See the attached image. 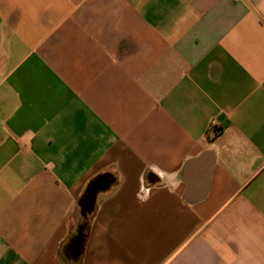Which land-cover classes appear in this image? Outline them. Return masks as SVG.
<instances>
[{
	"label": "crops",
	"instance_id": "obj_1",
	"mask_svg": "<svg viewBox=\"0 0 264 264\" xmlns=\"http://www.w3.org/2000/svg\"><path fill=\"white\" fill-rule=\"evenodd\" d=\"M0 264H264V0H0Z\"/></svg>",
	"mask_w": 264,
	"mask_h": 264
},
{
	"label": "trees",
	"instance_id": "obj_2",
	"mask_svg": "<svg viewBox=\"0 0 264 264\" xmlns=\"http://www.w3.org/2000/svg\"><path fill=\"white\" fill-rule=\"evenodd\" d=\"M87 230L88 228L86 223L81 224L78 227L76 234L71 237V239L65 244L62 252L65 255L68 253L73 254L75 256L80 255L85 238L87 236Z\"/></svg>",
	"mask_w": 264,
	"mask_h": 264
},
{
	"label": "built area",
	"instance_id": "obj_3",
	"mask_svg": "<svg viewBox=\"0 0 264 264\" xmlns=\"http://www.w3.org/2000/svg\"><path fill=\"white\" fill-rule=\"evenodd\" d=\"M213 125H214V123L212 122V123H211V126H213Z\"/></svg>",
	"mask_w": 264,
	"mask_h": 264
},
{
	"label": "rangeland",
	"instance_id": "obj_4",
	"mask_svg": "<svg viewBox=\"0 0 264 264\" xmlns=\"http://www.w3.org/2000/svg\"><path fill=\"white\" fill-rule=\"evenodd\" d=\"M65 254L63 253V256H64Z\"/></svg>",
	"mask_w": 264,
	"mask_h": 264
}]
</instances>
